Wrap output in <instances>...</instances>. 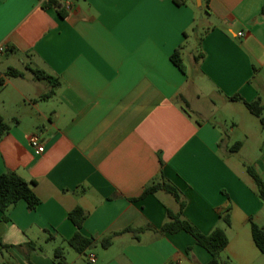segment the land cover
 I'll return each instance as SVG.
<instances>
[{
	"label": "crops",
	"instance_id": "1",
	"mask_svg": "<svg viewBox=\"0 0 264 264\" xmlns=\"http://www.w3.org/2000/svg\"><path fill=\"white\" fill-rule=\"evenodd\" d=\"M43 1L0 0V113L10 125L0 173L33 181L41 200L0 209V239L11 245L0 264H56L57 246L69 264H208L189 232L160 230L167 210H179L175 197H141L161 172L183 194L187 219L203 233L225 229L222 259L264 264L250 223L264 226V203L247 170L264 179V122H243L245 103L230 98L264 105V0H61L64 17ZM178 47L185 71L171 58ZM217 104L240 111L229 130L209 116ZM78 205L81 232L97 238L85 253L67 242Z\"/></svg>",
	"mask_w": 264,
	"mask_h": 264
},
{
	"label": "trees",
	"instance_id": "2",
	"mask_svg": "<svg viewBox=\"0 0 264 264\" xmlns=\"http://www.w3.org/2000/svg\"><path fill=\"white\" fill-rule=\"evenodd\" d=\"M184 0H175L177 3H182ZM44 8L53 7L57 9L61 16L67 15V6L61 0H44L42 3ZM261 13L264 14V4L261 9ZM173 62L178 65L182 70L185 71V65L181 58V48L178 47L171 56ZM33 72L38 78H46L53 85L59 83L56 77H53L51 74L47 73L43 69L32 68ZM22 74L16 68H10L6 75L7 76H16ZM4 77H0V83H3ZM54 92L51 89L45 96H49ZM231 99L242 100L249 111L255 116L259 117L262 122H264L263 110L264 105L260 99L254 101H246L239 95H233ZM179 99L182 102L185 110L190 112L189 103L186 98L181 95ZM10 129L9 123L4 119L0 113V139L4 136ZM241 142L237 141L232 146L233 148H239ZM247 170L249 174L253 177L256 184L257 194L264 203V179L258 173L257 169L252 164H247ZM158 190H165L171 193L177 202L179 203V210L173 211L171 209L167 210V219L161 226L160 230L162 232H177L179 230H185L189 232L196 240L198 244L206 248L210 254L211 259L208 264H232L228 259H222L221 253L227 247L229 243V237L224 228L217 226L210 233H203L195 224H193L189 219L184 216V208L186 201L183 197L181 191L172 183L168 182L162 172L159 175V179L153 180L151 183L145 186L141 197L150 194L156 193ZM24 199L27 201L29 209H35L41 202L40 198L37 196L33 189V181H28L26 178L21 176L18 172L14 170H7L0 173V209L5 213L6 210L16 204L19 200ZM223 214V213H222ZM223 219L226 224L231 223V219L227 213H224ZM6 219V215H4ZM69 218L77 226L76 232L74 235L67 240L68 244L73 247L79 253H85L88 248L95 244L97 238L95 236H87L81 232V227L83 222L87 218L86 210L81 206L74 207L69 212ZM252 237L255 241L258 248L261 252L264 253V226L259 225L253 219H250ZM142 228L128 227L124 231H140ZM123 231V232H124ZM120 232H115L111 235H108L101 239V244L105 247L109 246L112 243V239L116 234ZM11 247L10 244L4 243L0 239V254L7 251ZM29 249L37 247V244L34 242L27 243ZM64 247L57 246L54 250V260L56 264H69L66 261L64 254Z\"/></svg>",
	"mask_w": 264,
	"mask_h": 264
},
{
	"label": "rangeland",
	"instance_id": "3",
	"mask_svg": "<svg viewBox=\"0 0 264 264\" xmlns=\"http://www.w3.org/2000/svg\"><path fill=\"white\" fill-rule=\"evenodd\" d=\"M199 18H201V15L199 16ZM189 70L191 71L190 64H189ZM240 107H242L243 109V113H242L244 115L243 122H254V123L260 122L259 121L260 118H258L254 114H251L243 104H240ZM209 109H210V113H209L210 118L213 119L214 121H218L225 129L227 128L228 130L230 129V126L232 125L234 118H236L238 113L240 112V111H236L234 113V111L231 109L225 111L224 109L220 108L218 104L211 105ZM245 113L246 115H248V117L245 116Z\"/></svg>",
	"mask_w": 264,
	"mask_h": 264
},
{
	"label": "built area",
	"instance_id": "4",
	"mask_svg": "<svg viewBox=\"0 0 264 264\" xmlns=\"http://www.w3.org/2000/svg\"><path fill=\"white\" fill-rule=\"evenodd\" d=\"M66 6H67V8H69V7H70V4L67 2V3H66ZM4 51H5V47H4L3 45L0 44V53H2V52H4ZM30 142H31V144H32L33 146H40V145L43 143V139H42L39 135L34 134V135H32V136L30 137ZM89 260H90L91 262H94V261L96 260L95 255H94V254H91V255L89 256Z\"/></svg>",
	"mask_w": 264,
	"mask_h": 264
}]
</instances>
